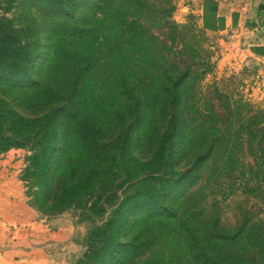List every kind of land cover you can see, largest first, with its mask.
Instances as JSON below:
<instances>
[{"label":"rangeland","instance_id":"obj_1","mask_svg":"<svg viewBox=\"0 0 264 264\" xmlns=\"http://www.w3.org/2000/svg\"><path fill=\"white\" fill-rule=\"evenodd\" d=\"M233 1L0 0L7 63L32 55L0 69V109L34 125L63 105L52 140L0 159L18 162L38 219L79 233L73 264H198L189 233L217 228L240 231L232 256L264 264V0L251 45L231 44ZM163 87L172 96L154 100ZM165 97L187 125L172 138Z\"/></svg>","mask_w":264,"mask_h":264},{"label":"crops","instance_id":"obj_2","mask_svg":"<svg viewBox=\"0 0 264 264\" xmlns=\"http://www.w3.org/2000/svg\"><path fill=\"white\" fill-rule=\"evenodd\" d=\"M262 1L235 0L223 4L226 12L236 9L232 3L239 5L238 26L232 28L231 44H253L259 28L254 26L253 19ZM17 164L0 159V264H73L81 248L70 237L79 233L64 217L54 222L37 218L16 180Z\"/></svg>","mask_w":264,"mask_h":264},{"label":"trees","instance_id":"obj_3","mask_svg":"<svg viewBox=\"0 0 264 264\" xmlns=\"http://www.w3.org/2000/svg\"><path fill=\"white\" fill-rule=\"evenodd\" d=\"M3 22L4 20L1 19ZM6 24L8 22L6 21ZM8 27L2 28L0 26V63L4 65L0 67L1 70L10 72V73H19L23 65L32 61V55L29 52V58L20 62H10L7 63V59L11 58L13 54H15V43L13 40L8 38L9 32L7 31ZM49 47H53V42L49 44ZM51 52V51H50ZM49 54V53H48ZM55 55V54H54ZM172 85H176L178 81H174L170 79ZM37 84V82H35ZM173 85V86H174ZM169 91V88L163 87L160 93L154 94L157 99L154 97V100H160V95L164 92L167 97L172 96V90ZM152 93H150L151 95ZM142 97L141 100L147 99L146 96L138 93ZM132 97V96H131ZM163 98L162 105H160L159 114L163 119H168V125L170 124L171 132L169 133V138L173 137V133L176 129L182 130V128L187 125L184 124L183 119H176V112L173 113L172 109H170L171 103H168V98ZM133 98V97H132ZM174 100V97H171V101ZM141 101L136 97L133 103L130 104L129 112L132 123H135L140 119V111H139V103ZM163 103L165 106H163ZM62 105V104H61ZM61 105L55 108L50 109L49 111L41 114L40 120L38 118L35 120L37 123L32 125V120H26V118L20 117L19 114L15 113V117L12 115L6 114V107L3 106L0 109V152L7 150L10 147H23L26 144L36 148L39 146L41 140H45L47 136H50L52 132L50 131L51 125L54 122L53 115L56 114L58 108ZM63 106V105H62ZM172 113H169V112ZM170 115V116H169ZM63 127V126H62ZM66 125L64 124V128L66 129ZM31 129V130H30ZM63 132V129H62ZM82 135L87 137L90 135V131L87 128H84L82 131ZM7 133V134H6ZM9 133L11 135H9ZM40 139V140H39ZM52 140V136H50L47 140H45V144H47L48 140ZM39 140V141H37ZM46 150V149H44ZM211 148L206 150V154H209ZM240 231L238 230H229L224 228L214 229L212 232H208L205 236H200L196 231H191L189 233L191 238L192 247L195 248L194 252H198L194 257L198 264H261L255 258L242 259L238 254L232 256L233 245L236 243ZM136 244V245H135ZM142 243H134V247L140 248ZM131 244H126V247H131ZM201 252V254H200Z\"/></svg>","mask_w":264,"mask_h":264}]
</instances>
